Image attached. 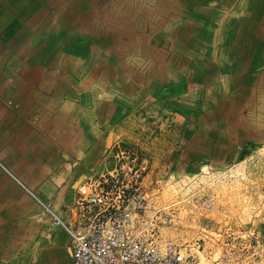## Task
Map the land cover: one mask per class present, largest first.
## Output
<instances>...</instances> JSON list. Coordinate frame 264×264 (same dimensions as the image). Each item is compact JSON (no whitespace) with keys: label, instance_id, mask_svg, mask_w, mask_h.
Instances as JSON below:
<instances>
[{"label":"rangeland","instance_id":"rangeland-1","mask_svg":"<svg viewBox=\"0 0 264 264\" xmlns=\"http://www.w3.org/2000/svg\"><path fill=\"white\" fill-rule=\"evenodd\" d=\"M88 1L79 8L94 17L90 24L99 36L72 28L76 36L65 37L69 44L62 50L72 77L69 94L60 100L90 136L100 133L98 172L111 170L116 146L138 154L145 216L152 218L146 230L163 240L196 242L213 252L241 236L263 238L264 79L257 78L264 65L254 80L242 79V64L229 57L236 32L220 16H172L162 8L147 13L140 9L143 0ZM91 3L101 6V15ZM237 108L256 121L251 132L263 125L259 139L234 143L231 132L238 128L230 125L236 124ZM221 114L230 127L218 119ZM11 162L28 174L22 183L50 195V184L32 173L36 168L30 172L28 165L19 167L23 161ZM86 177H56L67 205ZM201 195L213 197L219 210L211 215L194 209L191 196ZM46 219L0 169V232L11 252L0 256V264H34L59 236L45 227ZM60 249L68 258L65 245Z\"/></svg>","mask_w":264,"mask_h":264},{"label":"crops","instance_id":"crops-1","mask_svg":"<svg viewBox=\"0 0 264 264\" xmlns=\"http://www.w3.org/2000/svg\"><path fill=\"white\" fill-rule=\"evenodd\" d=\"M143 1L144 5L140 9L146 8L147 13L159 12L156 9L162 8L165 10L161 9L162 13L167 12L172 16L222 17L236 32L234 40L230 42V47L235 50L229 57L231 62L242 64L245 73L242 79L249 77L254 80L256 68L264 65V0ZM84 3L87 6L89 1L0 0V169L32 201L37 211L46 216L45 227L48 226L59 235L57 239H52L50 247L41 251L34 264H71L64 232L50 225L47 215L34 197L63 213L69 205L66 204L64 190L56 183V177H61L63 182L65 176L71 180L102 173L98 170L103 159L100 158L99 150H95L101 144L100 133L90 136L91 131L85 130L84 121L74 122V115L62 108L60 100V96L69 94L67 81L72 77L62 50L69 44L65 43V37L76 36V29L72 28L84 31L89 28L85 32L99 36L96 34L98 28L91 25L94 24L91 21L94 17L85 16L81 11L84 9L79 8ZM95 3L91 5L96 6V13L101 15V6ZM100 39L101 36L96 38L97 41ZM259 77L257 79H264V75ZM235 112L240 119L236 118V124L230 125L231 128H238L237 133L231 132L236 137L234 143L251 142V137L259 139L263 125L258 124L256 127V121H252L256 124L253 127L255 131L251 132L250 123L253 124L249 111L237 108ZM218 119L225 122L229 120L223 114ZM226 123L224 125L230 127ZM15 159L23 161L19 167L26 168L28 165L30 172L36 168L32 173L37 172V176L44 177L46 184H50V195L22 183L26 182L22 176L28 174L15 168L16 164L11 162ZM3 233L0 232V256L11 253L7 251ZM63 245L68 257L66 259L63 250H58Z\"/></svg>","mask_w":264,"mask_h":264},{"label":"built area","instance_id":"built-area-1","mask_svg":"<svg viewBox=\"0 0 264 264\" xmlns=\"http://www.w3.org/2000/svg\"><path fill=\"white\" fill-rule=\"evenodd\" d=\"M110 171L93 173L79 185L63 213L35 198L50 225L66 236L71 264H264V237L241 238L218 251L199 244L163 240L147 231L144 167L138 154L116 146ZM194 209L219 210L213 197L191 196Z\"/></svg>","mask_w":264,"mask_h":264},{"label":"bare ground","instance_id":"bare-ground-1","mask_svg":"<svg viewBox=\"0 0 264 264\" xmlns=\"http://www.w3.org/2000/svg\"><path fill=\"white\" fill-rule=\"evenodd\" d=\"M119 18V17H118ZM67 19V18H66ZM69 19V18H68ZM69 21V20H68Z\"/></svg>","mask_w":264,"mask_h":264}]
</instances>
